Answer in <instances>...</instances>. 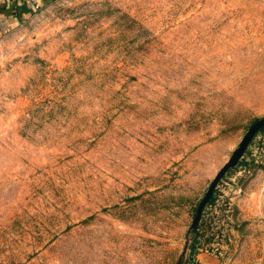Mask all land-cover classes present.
<instances>
[{
    "label": "rangeland",
    "instance_id": "1",
    "mask_svg": "<svg viewBox=\"0 0 264 264\" xmlns=\"http://www.w3.org/2000/svg\"><path fill=\"white\" fill-rule=\"evenodd\" d=\"M264 0H45L0 34V264H264ZM213 260H216L214 263Z\"/></svg>",
    "mask_w": 264,
    "mask_h": 264
},
{
    "label": "water",
    "instance_id": "2",
    "mask_svg": "<svg viewBox=\"0 0 264 264\" xmlns=\"http://www.w3.org/2000/svg\"><path fill=\"white\" fill-rule=\"evenodd\" d=\"M264 125V116L258 118L255 120L247 129L245 134L243 135L241 141L239 142L237 148L232 152L231 156L226 160V162L221 166V168L218 170V172L215 174V176L212 178L206 192L204 193L203 197L199 201L195 214L192 218V222L190 225V228H195L199 217L201 216L203 207L208 202L209 198L211 197L213 190L218 183V181L222 178L223 174L227 171L228 168L233 167L237 164L238 160L244 153L245 149L247 148L250 140L256 133V131L261 128V126Z\"/></svg>",
    "mask_w": 264,
    "mask_h": 264
},
{
    "label": "crops",
    "instance_id": "3",
    "mask_svg": "<svg viewBox=\"0 0 264 264\" xmlns=\"http://www.w3.org/2000/svg\"><path fill=\"white\" fill-rule=\"evenodd\" d=\"M43 1L45 0H0V34L22 22Z\"/></svg>",
    "mask_w": 264,
    "mask_h": 264
},
{
    "label": "trees",
    "instance_id": "4",
    "mask_svg": "<svg viewBox=\"0 0 264 264\" xmlns=\"http://www.w3.org/2000/svg\"><path fill=\"white\" fill-rule=\"evenodd\" d=\"M258 131L264 132V125H262L261 128H259L256 132H258ZM212 201H213V194L211 195V197L209 198V200L206 204H210Z\"/></svg>",
    "mask_w": 264,
    "mask_h": 264
}]
</instances>
